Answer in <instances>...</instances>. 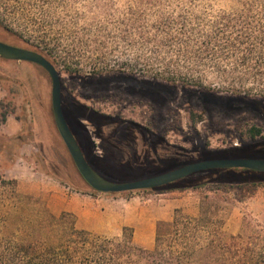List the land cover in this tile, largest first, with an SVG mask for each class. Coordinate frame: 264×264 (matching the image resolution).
<instances>
[{
    "label": "rangeland",
    "instance_id": "1",
    "mask_svg": "<svg viewBox=\"0 0 264 264\" xmlns=\"http://www.w3.org/2000/svg\"><path fill=\"white\" fill-rule=\"evenodd\" d=\"M188 4L187 0H0V41L23 48L29 41L36 43L39 34L35 31L46 21L51 33L70 46L75 57L82 58L84 67L78 73L57 69L63 110L77 128L94 167L108 179L134 181L221 155L264 159V101L257 104V99L238 100L154 81L140 66L135 73L130 71L136 56L115 39L118 34L111 29L113 23L122 21L129 8L155 20L159 12L173 13ZM15 10L35 17L38 23L14 21L11 13ZM13 23L14 33H8L6 27ZM105 51L109 60L101 62L105 65L101 73L94 72L88 58L100 62ZM3 113L8 115L0 135L21 136L24 145L0 147V173L16 179L21 194L40 198L56 215L62 213L61 207L52 205L49 192L40 186L70 188L81 207L79 213L69 211L79 229L119 239L123 228L130 227L135 243L151 249L159 222L171 221L176 206L186 215L198 217L206 195L222 209L229 234H239L243 228L252 233L264 228V184L84 198L89 185L59 134L51 79L38 65L0 57V119ZM252 126L262 129V137L251 140L245 134ZM161 197L182 202H159Z\"/></svg>",
    "mask_w": 264,
    "mask_h": 264
},
{
    "label": "trees",
    "instance_id": "2",
    "mask_svg": "<svg viewBox=\"0 0 264 264\" xmlns=\"http://www.w3.org/2000/svg\"><path fill=\"white\" fill-rule=\"evenodd\" d=\"M187 1L183 10L159 12L155 20L129 8L122 21L113 23L111 29L118 34L115 39L136 56L129 65L130 71L135 73L140 66L145 76L154 81L223 93L238 100L259 99L255 102L261 104L264 0ZM11 14L14 21L38 23L35 17L18 10ZM45 22L39 25L41 30L35 31L39 34L36 43L29 41L24 48L43 54L63 72H80L84 67L82 58L75 57V51L51 33ZM9 25L7 32L14 33V23ZM100 57V62L96 57L88 58L97 73L104 69L101 62L109 60L106 51ZM7 115L1 114L0 127L7 122ZM65 116L87 161L97 170L84 150L77 128L66 113ZM245 134L256 140L262 137V129L252 126ZM23 145L21 136L0 135L1 148ZM246 184H264V173L209 170L140 192L199 191L211 185ZM132 193L109 195L124 197ZM99 194L103 193L91 188L87 193L91 197ZM212 200L211 196H204L198 217L176 209L171 221L159 222L154 247L148 249L135 243V232L130 227L123 228L119 239L79 229L73 214H54L40 198L21 194L16 179L0 173V264H264V228L253 233L243 228L239 234H229L222 209Z\"/></svg>",
    "mask_w": 264,
    "mask_h": 264
},
{
    "label": "water",
    "instance_id": "3",
    "mask_svg": "<svg viewBox=\"0 0 264 264\" xmlns=\"http://www.w3.org/2000/svg\"><path fill=\"white\" fill-rule=\"evenodd\" d=\"M0 57L9 61L29 62L43 68L51 79L52 109L55 123L79 173L96 192L103 194H122L127 192L157 189L188 178L194 174L223 169H247L264 173V159L236 158L212 159L187 164L177 169L134 181L115 182L102 176L87 161L63 110L62 85L56 66L43 54L0 41Z\"/></svg>",
    "mask_w": 264,
    "mask_h": 264
},
{
    "label": "crops",
    "instance_id": "4",
    "mask_svg": "<svg viewBox=\"0 0 264 264\" xmlns=\"http://www.w3.org/2000/svg\"><path fill=\"white\" fill-rule=\"evenodd\" d=\"M44 191H48L47 198L52 205H59L61 207V212H69L74 211L79 213L81 211V207L77 205L76 197L73 193L69 192L70 188L64 187L65 190H61L56 184H48L45 186L44 184L40 186ZM69 189V190H68ZM167 195V194H162ZM91 198L89 195H84V198ZM106 199V198H105ZM104 200V199H103ZM183 200H186L183 198ZM159 202H176L181 199L172 197V199H166L165 197H161L158 199ZM185 208V207H184ZM176 209H181V206H176L173 209V213H175ZM174 216V214H173ZM173 219V218H172Z\"/></svg>",
    "mask_w": 264,
    "mask_h": 264
},
{
    "label": "flooded vegetation",
    "instance_id": "5",
    "mask_svg": "<svg viewBox=\"0 0 264 264\" xmlns=\"http://www.w3.org/2000/svg\"><path fill=\"white\" fill-rule=\"evenodd\" d=\"M2 58V57H1Z\"/></svg>",
    "mask_w": 264,
    "mask_h": 264
}]
</instances>
